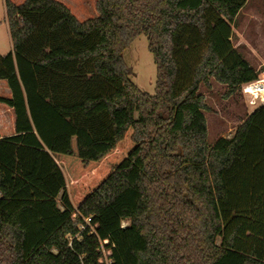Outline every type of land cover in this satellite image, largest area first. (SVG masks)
I'll return each instance as SVG.
<instances>
[{"label": "trees", "instance_id": "obj_1", "mask_svg": "<svg viewBox=\"0 0 264 264\" xmlns=\"http://www.w3.org/2000/svg\"><path fill=\"white\" fill-rule=\"evenodd\" d=\"M245 2L96 0L79 22L56 0H4L0 264H264V104L208 145L198 93L258 79L231 43ZM140 35L153 95L122 60Z\"/></svg>", "mask_w": 264, "mask_h": 264}, {"label": "rangeland", "instance_id": "obj_2", "mask_svg": "<svg viewBox=\"0 0 264 264\" xmlns=\"http://www.w3.org/2000/svg\"><path fill=\"white\" fill-rule=\"evenodd\" d=\"M20 1V0H13ZM66 6L79 22L95 18L97 16L96 0H56ZM260 2V3H259ZM264 0H257L259 6L255 10L264 18ZM18 3V2H17ZM243 13V12H242ZM241 20L238 17L237 21ZM238 40V38H236ZM233 39V44L236 43ZM247 42V41H245ZM237 47L240 54L245 55L244 40ZM11 50L9 35L5 24L4 0H0V51L7 54ZM264 53V52H263ZM2 54V55H3ZM122 60L128 72L129 80L142 92L153 95L156 81V67L152 54L147 49V40L140 35L131 42L122 53ZM251 61V60H249ZM263 68V67H262ZM226 87L210 81V88L200 87L199 94L205 97L206 103L211 109L205 113L207 124V144L212 145L218 138H226L232 134L236 126L246 117L250 110L258 107H250L241 91L233 96L225 97ZM128 223H122L127 226Z\"/></svg>", "mask_w": 264, "mask_h": 264}, {"label": "crops", "instance_id": "obj_3", "mask_svg": "<svg viewBox=\"0 0 264 264\" xmlns=\"http://www.w3.org/2000/svg\"><path fill=\"white\" fill-rule=\"evenodd\" d=\"M10 1L18 5L24 0L16 1V3L13 0ZM259 3H257V0H246L244 6L238 12L230 27L232 33L231 43L233 48L237 50V47L241 44V39L244 40L243 44L245 47V55L242 56L243 59L249 64L251 68L261 73L263 71L262 67L264 65V18H262L263 15H260L257 10H255V7L259 6ZM262 6H264V2H262ZM238 17L241 18V20L237 21ZM236 38H238V40ZM233 39L237 40L235 44H233ZM2 54L3 53L0 51V55ZM9 96L10 92L6 83L4 81H0V97L8 98ZM252 111L253 110H250L247 115L251 114ZM12 135H14L13 111L6 105L0 103V137H10Z\"/></svg>", "mask_w": 264, "mask_h": 264}, {"label": "built area", "instance_id": "obj_4", "mask_svg": "<svg viewBox=\"0 0 264 264\" xmlns=\"http://www.w3.org/2000/svg\"><path fill=\"white\" fill-rule=\"evenodd\" d=\"M240 91L242 95L247 100L250 107H255L264 104V65L263 71L260 73L256 81L244 84L241 86ZM231 138V135L226 137V139ZM85 225L90 224V219H84ZM104 243H107L104 241Z\"/></svg>", "mask_w": 264, "mask_h": 264}]
</instances>
